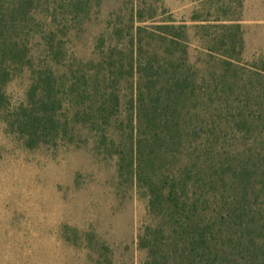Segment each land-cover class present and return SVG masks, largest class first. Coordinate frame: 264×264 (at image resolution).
Wrapping results in <instances>:
<instances>
[{
    "label": "trees",
    "instance_id": "obj_1",
    "mask_svg": "<svg viewBox=\"0 0 264 264\" xmlns=\"http://www.w3.org/2000/svg\"><path fill=\"white\" fill-rule=\"evenodd\" d=\"M102 5L0 0V120L29 150L93 143L116 161L148 200L142 264H264V59L244 62L241 26L221 23L237 22L222 5L221 24L201 25L213 49L193 61L189 26L158 0L117 8L82 59L71 37ZM23 75L14 104L8 87Z\"/></svg>",
    "mask_w": 264,
    "mask_h": 264
},
{
    "label": "rangeland",
    "instance_id": "obj_2",
    "mask_svg": "<svg viewBox=\"0 0 264 264\" xmlns=\"http://www.w3.org/2000/svg\"><path fill=\"white\" fill-rule=\"evenodd\" d=\"M101 15L74 32L70 45L82 59L93 57L97 37L112 12L128 0H101ZM158 0L178 25L189 26L190 55L213 49L211 30L190 24L198 14L214 20L222 5L229 18L243 24L244 62L264 59V0ZM186 24V25H187ZM210 31V33H209ZM29 78H16L8 87L14 104L26 98ZM148 200L118 177L116 161L92 143L76 147L29 150L0 120V264H142L137 236L147 219ZM90 233L95 241L81 240ZM111 249V258H98V244Z\"/></svg>",
    "mask_w": 264,
    "mask_h": 264
},
{
    "label": "crops",
    "instance_id": "obj_3",
    "mask_svg": "<svg viewBox=\"0 0 264 264\" xmlns=\"http://www.w3.org/2000/svg\"><path fill=\"white\" fill-rule=\"evenodd\" d=\"M243 1V0H242ZM193 18V17H192ZM190 19V24H193L194 26H199L200 28L202 27L201 25H217V24H221V23H224V24H234V25H240L241 26V29H242V32H243V24L241 23V22H238V20H237V22L235 21V22H221V23H219V22H215L214 20H210V22H206V23H204V22H197V21H194L193 19ZM230 19H234V18H230ZM188 23V22H187ZM186 23V24H187ZM188 25V24H187ZM188 26H190V25H188ZM243 39H244V34H243ZM244 47H245V41H244Z\"/></svg>",
    "mask_w": 264,
    "mask_h": 264
}]
</instances>
